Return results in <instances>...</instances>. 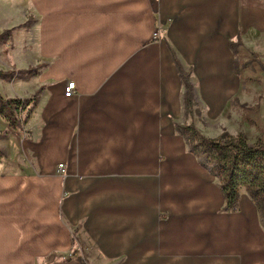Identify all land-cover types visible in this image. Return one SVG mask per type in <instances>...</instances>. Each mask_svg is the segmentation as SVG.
<instances>
[{"label":"crops","instance_id":"0c3cea01","mask_svg":"<svg viewBox=\"0 0 264 264\" xmlns=\"http://www.w3.org/2000/svg\"><path fill=\"white\" fill-rule=\"evenodd\" d=\"M251 30L264 42V0H0V95H36L21 127L0 115V264H78L74 244L99 264H264L252 199L223 210L181 133L199 126L174 59L213 124Z\"/></svg>","mask_w":264,"mask_h":264},{"label":"trees","instance_id":"16d2710c","mask_svg":"<svg viewBox=\"0 0 264 264\" xmlns=\"http://www.w3.org/2000/svg\"><path fill=\"white\" fill-rule=\"evenodd\" d=\"M6 33L8 32L6 31ZM239 37L238 34L235 41L228 42L234 55L233 69L236 73H239L242 66L247 67L251 63L250 60L245 61L243 65L238 62V49L242 46ZM252 55L255 54L252 53ZM174 59L178 74L184 84V102L191 109L194 101L193 85L189 78L191 71H184L175 56ZM258 65L264 71V62H258ZM35 70L36 67L30 69L29 72ZM8 74L10 73L0 72V76ZM35 100L36 95L30 99L3 98L0 95V115L8 122L9 126L16 128L21 125L15 115L18 112L17 109ZM190 132L199 136L198 145L190 146L191 140L188 135ZM181 133L189 144L190 151L198 156H203L204 163L209 167L210 172L222 179L220 188L225 199L223 210L230 212L238 210L239 191L241 187H244L261 211L264 201V143L258 142L255 145H249L243 135H231L226 130H223L218 138H208L201 135L193 125L181 128ZM263 218L262 221H264Z\"/></svg>","mask_w":264,"mask_h":264},{"label":"rangeland","instance_id":"374dc122","mask_svg":"<svg viewBox=\"0 0 264 264\" xmlns=\"http://www.w3.org/2000/svg\"><path fill=\"white\" fill-rule=\"evenodd\" d=\"M252 32L253 30L249 31V33L246 34L245 37H242L240 33H237L236 36L231 39L235 41L238 34L240 35L239 38L241 39L242 46L238 49L239 64L243 65V63L248 60H250L251 63L247 67L242 66L239 73H236V71H234L233 65L231 71L228 70L227 74L225 73V82H228V79L230 80L233 76L236 77L239 83L236 92L232 96H230L228 101H225L224 99L225 102L223 101L222 103L223 108L219 109L221 112L218 114L219 117L216 122H213V124L206 123V120H204V116H201L203 117L201 119L199 114L204 113L205 108L202 103H197L195 99L193 101V107H197L196 112L198 115L193 116V107L190 109V112H187V119L190 115L191 123L194 120L199 126L200 129H198L200 131L196 127L195 128L201 135H206L205 137L209 135L208 138H218L223 130H226L231 135H243L246 143H248L249 145H255L258 142L264 143V71L261 70L258 65V62H264V42L259 41L258 37H255ZM252 53H254L255 55H252ZM0 64L2 66H5L3 62ZM11 73H13V71H11ZM227 87L229 88L228 85H224L225 93L228 91ZM17 110L18 112H16L15 115L17 119H19L18 121L22 124V121H24L27 115V106L25 107L24 105H22ZM2 125L3 124L0 122V128H2ZM186 125L187 124H181L180 127H186ZM3 134L4 132L0 133V140H2L5 136V134ZM188 135L191 140V147L199 144V136H197L196 134H192L191 132L188 133ZM3 154L4 153L0 148V157H2ZM201 157L203 158V156ZM216 178L220 185V181L222 179H220L218 176H216ZM243 195L249 196L246 189L244 187H241L239 191V202L241 196ZM239 202L238 207L240 205ZM252 202L256 208L259 223L264 229V221H262V218L264 217V201L262 202L263 204L261 206V211L260 209H258V206L253 199ZM85 253L86 252H82V246L80 244H74L72 252H70L69 256L67 257L68 259H73L78 264H99L100 261L96 260V262L94 259L87 258ZM106 263L112 264L111 261Z\"/></svg>","mask_w":264,"mask_h":264},{"label":"built area","instance_id":"2783aa9c","mask_svg":"<svg viewBox=\"0 0 264 264\" xmlns=\"http://www.w3.org/2000/svg\"><path fill=\"white\" fill-rule=\"evenodd\" d=\"M158 36V33H154V38ZM77 85L75 81L70 80L68 81L64 86V96L66 97H72L76 93ZM58 168L60 171H63V164H59Z\"/></svg>","mask_w":264,"mask_h":264}]
</instances>
